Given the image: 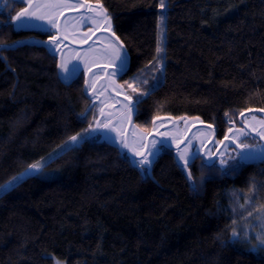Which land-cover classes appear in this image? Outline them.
Returning a JSON list of instances; mask_svg holds the SVG:
<instances>
[{"label":"trees","instance_id":"16d2710c","mask_svg":"<svg viewBox=\"0 0 264 264\" xmlns=\"http://www.w3.org/2000/svg\"><path fill=\"white\" fill-rule=\"evenodd\" d=\"M85 1L102 5L127 52L120 82L137 89L139 129L158 117L198 118L221 141L241 112L264 110V0H164L163 9L161 0ZM16 10L0 15V47L49 38L16 31ZM88 106L83 77L62 84L43 48L1 50L0 185L88 128ZM227 161L220 169L194 160L189 182L162 149L148 177L84 137L46 162L56 179L32 175L0 196V264H264V251H249L253 241L232 237L264 204V162Z\"/></svg>","mask_w":264,"mask_h":264},{"label":"rangeland","instance_id":"374dc122","mask_svg":"<svg viewBox=\"0 0 264 264\" xmlns=\"http://www.w3.org/2000/svg\"><path fill=\"white\" fill-rule=\"evenodd\" d=\"M65 3L68 6L59 10L63 13L59 17L62 35L63 34L67 35V39L62 38V42H61V49L64 53L63 59H64L65 67L64 68L58 67V64L61 62V55L59 52L55 51V49L51 47L52 51H54V53L58 58V60L56 61V67H58L59 75L64 81H68L75 74L80 73V76L83 77V86L84 85L87 86L88 91L91 93L92 103L95 105L92 108V110L94 111V117L92 118L90 123L91 127L89 125L88 128L83 129L81 132H79V134H81V136L83 137H94L98 139H104L110 137L112 141H115L118 139L117 132L113 131L112 127L115 126L117 130L120 131L121 137L122 135L125 136L128 125V119L126 115L125 116L120 115L122 112H124V109L122 107L123 104L120 105V108H117L116 106L115 103L116 99L113 96L117 92L114 90L115 89L114 87L118 86V88L120 89L119 92L122 93L125 91L126 95L131 96L132 89L128 87V85L131 84L129 82L131 79L129 78L120 82V80L116 79L115 76L112 77L106 76V72L111 73L115 71L116 68L115 65H108V59L110 58V56H109V50L106 49V44L108 43V41H110V38H108L104 34L103 31H106L104 30V28L100 27L98 23L93 22L94 20L99 21L101 19L100 17L96 16V12H85V11L81 12L79 11L81 8L79 7L78 3L71 0H65ZM25 7H27V5L24 3L23 8ZM96 11H98V9H96ZM26 21H30L33 27L38 30L45 31L44 28H47L48 29L46 31L47 33H50L51 35H56V30L47 26L44 21H38L35 19H26ZM41 25H43V27H41ZM161 28L163 29L162 24H160L159 27L158 39H160L161 42L163 43L164 29L163 31H161ZM64 40L68 41L70 44L65 42ZM82 41H86V42H82ZM71 44L74 46H80L81 48L80 49L74 48ZM90 48L92 51L89 52V58L94 59L96 63L92 65V70L91 72L88 73V76L86 77L82 54L88 51ZM77 53L81 55L78 56ZM106 65L108 66L106 67ZM93 73H95L96 76H93ZM97 77L99 78L97 79ZM86 79L89 80L88 85L85 84ZM93 81H95L96 84L95 95L92 94L94 90L91 88V84L93 83ZM107 85L108 87H110V90L106 88ZM119 95L122 94L119 93ZM101 108L104 109V113H105L104 116H101V112H100ZM115 110L117 114H115L114 116L117 115L118 118H116V122L112 124L111 127L105 128V127L96 126L97 121H99L101 124L108 123L107 121L110 116L107 115L109 113H113ZM173 119H175L174 121L178 120V123L175 125L174 128L169 129L170 132L167 133L170 135H175L174 138L176 141L180 140L182 144L184 143L182 145L180 152H187L190 155L199 154L200 156H202V154L204 153L205 155L209 156V155H214L217 148L220 147L221 141H218L217 139L214 140L212 139L211 129H209L210 127H208V125L206 127H196L193 129L190 128L189 131L182 127L183 120L191 119L190 123H198L200 121L198 118L181 117V118H173ZM261 121H264V117L255 114H250L244 117L242 123L245 125V122H247L249 125L248 129L252 131L253 126H255L257 130L260 128ZM201 123L199 122V124ZM241 129H245V127L239 126L238 128H232L231 134H233V137L237 134V131ZM245 130L249 133L247 129ZM149 131L145 132L141 129L132 128L130 131L129 139L132 138L133 140V138L139 139V137L141 136H148ZM184 133L186 135L184 140L182 141V134ZM253 137L254 136L251 135V133H249L247 137H241L240 139L243 143L249 144L251 146L264 145L263 142L260 141L258 138L256 137L253 138ZM145 140H143L142 142L139 140L140 150L142 149ZM66 144H71L70 139L64 142L63 144H61L60 146H58L51 154H49L41 161L46 163L47 161L57 156V153H61V149ZM121 149L124 151L125 147L121 145ZM159 149L162 152L163 148H159ZM239 152L240 150H237L234 147H229V145H226V148H224L220 152V156L227 153L229 155V159L232 157V158H237V160L239 161L238 159L240 158V156L238 155ZM259 156L260 155L257 154L253 158L256 157L258 158ZM227 162L228 161H226V163ZM214 163L217 165V161H215ZM59 174L60 172L58 169L43 168L41 172L36 173L33 176H36L44 180H52V179H56L59 176ZM4 193L5 192L0 191V196ZM261 205L264 204L258 202L255 205L256 212L252 213V215L246 221L237 225L235 228V231L238 233V236L241 235L243 238L253 241L255 245L259 243L255 238L257 233H264V212L258 211V208ZM52 264H64V262L53 257Z\"/></svg>","mask_w":264,"mask_h":264},{"label":"snow or ice","instance_id":"6c2138e0","mask_svg":"<svg viewBox=\"0 0 264 264\" xmlns=\"http://www.w3.org/2000/svg\"><path fill=\"white\" fill-rule=\"evenodd\" d=\"M23 3L27 5V7L22 8L19 12H17L15 15L11 17L12 25L16 27H20L25 24L26 19H35L38 21H44L47 26H49L52 29L56 30V35H49L48 44L51 45L55 51L59 52L61 55V62L58 64V67L64 68V53L61 49V42L62 38L67 39V35L63 34L60 27V19L59 17L63 14L60 9L67 7L68 5L65 3V0H22ZM160 7L166 8V4L164 3V0H161ZM97 8L99 11H96V9L92 8L91 5H88V11L89 12H96V16L100 17L101 19L99 21L94 20V23H98L100 27L104 28V30H110L111 28V22L107 15V13L104 11L102 6L97 5ZM163 17L161 18V23L163 22ZM43 27V25H41ZM158 27L160 25L158 24ZM45 31H47V28H44ZM161 31L163 29L161 28ZM87 35V34H86ZM86 42V41H82ZM39 43V42H37ZM106 49L109 50V56L108 59V65H115L116 71H113L111 73L106 72V76L112 77L116 76L118 73H122L127 69V54L124 52V46L120 43H118V38L116 41H108L106 44ZM91 48L82 54L84 68H85V76H88V73L92 70V65L96 63L94 59L89 58V52H91ZM157 56L154 57V59L157 60V64L160 66L161 70L163 67V59L165 50L162 46V42L160 39L157 41V48H156ZM78 56L81 54L77 53ZM106 65V67L108 66ZM93 76H96L95 73H93ZM99 77H97L98 79ZM114 83V82H113ZM85 84H89V80H85ZM129 88L132 89L133 92H136L137 89L133 87L131 84L128 85ZM91 88L94 90L93 95H95V88L96 84L95 81L91 84ZM117 94L119 95V88L118 86L114 89ZM146 93H141V95H145ZM124 99L128 101V104L123 105L122 107L126 110L125 112H122L121 116H127V119L129 122L131 121L132 114H134V104H133V97L129 95H125ZM139 100H136V103H138ZM116 103H120V101H116ZM95 106V105H93ZM101 116H104V109L101 108L100 110ZM110 117L113 116L112 113L108 114ZM241 117L244 116V113H240ZM118 118V117H116ZM111 124V120H109L108 123L101 124L99 121H97V127H105L108 128ZM260 128L257 130L255 126L252 127V131L256 132V135L260 137L261 140H264V121L260 122ZM91 127V125H90ZM249 127L248 123L245 122V129ZM241 129L237 131V134L232 138V143L236 144V147L240 149L239 156L241 160H247L255 157L257 154H259L261 157H264V145L259 146H251L249 144H245L241 141V137H247L249 133L245 130ZM113 131L117 132V137L119 138L121 133L115 126L112 127ZM231 132L232 129H229ZM160 135H167V133H160ZM254 138V137H253ZM71 144H66L62 149L61 153L65 150H68L78 144H80L84 137L81 136V134L77 133L76 135L71 136L70 138ZM147 139V136H141L139 137V140L142 142L143 140ZM225 139L227 140L228 137L226 136ZM119 142L121 145L125 148H128L129 151L133 153L135 157H139L138 160L135 161L136 164H138L142 169L147 171L150 169L152 164V157L156 154L152 148H148L145 150H138L139 144L136 146H131L127 139H120ZM190 143V141H189ZM153 148H155L156 141H152ZM60 153H57L59 155ZM178 155L180 160L184 161L185 168L188 167L190 159H194V155H190L187 152H180L179 146H178ZM223 163V161H221ZM46 167V163L42 161H37L33 164H30L27 169H25L23 172L18 174L15 177H12L9 181H7L5 184L0 185V191L7 192L11 188L17 186L25 177L34 175L36 173H39L43 170V168ZM233 170H235V166L233 167ZM189 178H191V173H189ZM193 191L196 190V186L192 185ZM258 211L264 212V205H261L258 208ZM249 215H252V213H249ZM232 237L238 238V233L233 230L232 231ZM256 240L259 242L256 245H253L252 248L249 249L251 252H259L264 251V233H257Z\"/></svg>","mask_w":264,"mask_h":264},{"label":"water","instance_id":"95a60500","mask_svg":"<svg viewBox=\"0 0 264 264\" xmlns=\"http://www.w3.org/2000/svg\"><path fill=\"white\" fill-rule=\"evenodd\" d=\"M71 1H74V2H77L78 3L79 7L81 8L79 11H81V12H83V11L89 12L88 11V5H91L92 8H94V9H98L97 8V5L102 6L101 4H98V3H90V2H86L85 0H71ZM98 11H99V9H98ZM104 11H105V9H104ZM13 28L16 31L46 32V31L38 30V29L34 28L33 25H32V23L30 21H26L25 24L22 25V26H20V27H16V26L13 25ZM103 32H104V34L108 38H110L111 41H116L117 40V37L113 33L112 23H111L110 30L103 31ZM48 40H49V38L47 40H45V41H39V40H35V39L24 40V41L16 42L15 44H13L11 46H6V45L1 46L0 47V51L1 50H5V51L11 50L12 51V50H15L17 48H20L22 46L41 47L44 50H46V52L48 53L49 56L54 57L56 59V61H57L58 58H57L56 54L54 53V51H52L51 45H49L47 43ZM64 41L67 42V43H69L66 40H64ZM37 42H39V43H37ZM118 43L122 44L119 40H118ZM72 46L74 48H79V49L81 48L80 46H74V45H72ZM124 52H126L125 51V48H124ZM126 54H127V52H126ZM128 64H129V58H128V55H127V69H128ZM127 69L124 72H122V73H118L115 76L116 79L120 80V78L125 74V72L127 71ZM56 70H57V75H58V78H59L60 82L62 84H64V85H66V86H69L70 84H72L80 76V73H77L70 80L64 81L60 77V75H59L58 67H56ZM116 87H114V88H116ZM106 88H108V90H110V87H108V85H107ZM119 93L122 94V95H118L117 93H115L114 96L112 95L116 99L115 100V103H116V101H120V103H116L117 108H120V105L121 104H123V105L128 104V101H126L124 99V96L126 95L125 91L122 92V93L121 92H119ZM83 94H84V96L86 97V99L90 103H89V106L87 107V109L85 110V112L83 113L82 117L86 116L92 110L93 105H94L92 103L91 93L88 91V88L85 85L83 86ZM133 104H134V114H132L131 121L129 122V120H128V125H127V130H126L125 136L122 135V137L120 136L115 141H112V139H110V137H107V138H104V139H99V142L105 143V144H107V145H109V146L117 149L120 154H125L127 156L128 160H129L131 166L133 168H136L137 170H139L143 174L144 169H142L138 164L135 163V161L138 160L139 157H135L133 155V153L131 151H129L128 148H125L124 151H123L121 149V143L119 142L120 139H125L126 138L127 141H128V143L131 146H136L137 144H139V146H140V142H139V139L138 138H136V139L133 138V140H132V138L129 139V135H130L131 129L132 128L139 129L134 124V118L136 116V103L133 101ZM125 111L126 110L124 109V112ZM243 113H244V116L243 117H241V115L238 117V125L236 126L234 123H231L229 125V129L238 128L239 126L245 127V125L242 123V121H243L244 117H246L247 115L255 114V115L264 117V110H251V111H246V112H243ZM112 114H113V116L112 117H109V119L107 121V122H109V120H111V124L109 125V127H111L112 124H114L116 122L117 115L114 116L115 114H117L116 113V110ZM107 116H109V115H107ZM174 120L175 119H173L172 117H168V116L158 117V118H154L152 120L151 129H150L149 134L147 136V139L145 140L144 145H143V147L141 149V150H145L146 151L148 148H152V150L156 153L152 157V164H151L150 169H148L147 171H145L146 174L148 175V177H151V170H152L153 164L156 162L157 158L159 157V155L161 153V150L159 148L166 149V150L171 151L173 153V157H174V160H175L176 165L182 170V172L184 174V177L189 182H191V178H189V173L190 172L188 170V167H189V165L194 160L201 159L202 158V160L204 161L205 165H208V166L212 165L215 161H217V165L219 166V168L220 169H224L225 168V165H226L224 163H226V161L229 159V155L226 153V154L220 156V152L224 148H226V145H229V147H234L237 150H240V149H238L236 147V144L235 143H232L233 134H231V132L228 129L226 131V135L221 140L220 147L217 148V150L215 151L214 155L207 156V155H205L203 153L202 156H200L199 154H194V157L195 158L194 159H190L188 167L185 168L184 161L180 160L179 155H178V146H179V151H181L182 145L184 143L182 144L180 142V140L176 141L175 138H174L175 135H170V134L167 133V132H170L169 129L174 128L175 125L178 123V120H176V121H174ZM190 120L191 119H185L182 122V127L184 129L188 130V131H189L190 128L193 129V128H196V127H206L207 126L205 124H202L203 122L200 119H199L200 120L199 122L200 123L202 122L201 124H199V122L198 123H190ZM208 127H210L209 129H211L212 139L213 140L216 139V133H215L214 127H212L210 125H208ZM247 130L249 131V133H251V135H253L254 137L258 138L264 144V140H261L260 137L258 135H256V133L254 131H250L248 128H247ZM137 133H139V132H137ZM160 133H167V135H160ZM185 135H186L185 133L182 134V141L184 140ZM226 136L228 137L227 140L225 139ZM152 141H156L155 148H153ZM156 147H158V148H156ZM138 150H140V149H138ZM225 155H228V156H225ZM238 159H239V162L240 163L245 164V165H252V164L264 162V157H261V156H259L258 158L256 157V158L247 159V160H241V158H238ZM222 160L224 162L223 164H221V161Z\"/></svg>","mask_w":264,"mask_h":264},{"label":"flooded vegetation","instance_id":"af4514ba","mask_svg":"<svg viewBox=\"0 0 264 264\" xmlns=\"http://www.w3.org/2000/svg\"><path fill=\"white\" fill-rule=\"evenodd\" d=\"M24 7V3L21 0H0V15L9 13L14 10L19 11ZM15 11V12H16Z\"/></svg>","mask_w":264,"mask_h":264}]
</instances>
